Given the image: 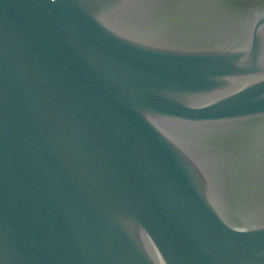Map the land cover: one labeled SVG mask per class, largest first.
Instances as JSON below:
<instances>
[{
  "label": "water",
  "instance_id": "95a60500",
  "mask_svg": "<svg viewBox=\"0 0 264 264\" xmlns=\"http://www.w3.org/2000/svg\"><path fill=\"white\" fill-rule=\"evenodd\" d=\"M0 264H264V0H0Z\"/></svg>",
  "mask_w": 264,
  "mask_h": 264
}]
</instances>
